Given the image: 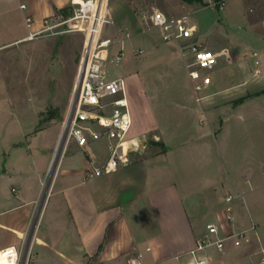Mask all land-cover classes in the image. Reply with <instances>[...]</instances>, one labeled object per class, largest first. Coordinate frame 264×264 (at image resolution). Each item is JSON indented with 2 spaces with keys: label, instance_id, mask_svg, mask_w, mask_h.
<instances>
[{
  "label": "crops",
  "instance_id": "1",
  "mask_svg": "<svg viewBox=\"0 0 264 264\" xmlns=\"http://www.w3.org/2000/svg\"><path fill=\"white\" fill-rule=\"evenodd\" d=\"M232 1L229 6L244 21L249 37L239 47L222 45L213 49L227 48L231 57L227 60L223 56L226 64L221 66L223 72L218 77L214 74L211 86L218 88L211 94L234 99L232 108L225 111L240 114L242 135L249 122H255L258 128L264 116V0ZM71 2L0 0V34L22 32L18 26H28L27 16L32 18L33 31L39 30L45 20L61 15ZM228 3L224 0L223 5ZM30 32L6 39L0 47L29 39ZM256 68L259 73H255ZM140 96L147 97L142 93ZM141 97L138 100L135 93L128 95L133 117L128 136L136 138L132 143L140 147L128 165L102 176L87 175L94 165L108 158L109 141L102 137L90 140L85 147L76 143L70 146L56 168L45 199L42 196L39 200V196L53 152L43 168L38 162L31 175L18 168L0 173L1 191L10 188L5 206L0 209V230L8 233L0 248L13 243L28 244V264H129L133 259L144 264H192L191 250L206 225L222 213L230 192L243 193L234 202L235 227L250 226L254 217L247 208L249 192L264 183V171L252 172V167H248L242 172L245 179L230 178L232 190L218 195L214 180L209 181L214 177L209 174L211 138L201 135L199 119L203 112L193 95L180 90L169 92V98L184 99L179 103L168 100L169 106L161 107L159 118L148 99ZM222 101L225 100L219 103ZM222 108L221 105L214 112ZM151 134L161 140L150 141ZM140 137L144 139L137 145ZM224 139L227 144L228 136ZM151 142L161 149L149 153ZM249 143L256 148L252 159L261 165L264 158L259 157L258 142L250 139ZM242 155L249 161V155ZM201 162L208 175L201 174ZM216 206V212L211 214ZM209 216L202 226L201 217ZM239 248L243 247L229 241L223 250L210 247V264H215L217 255ZM250 253L245 257L246 264Z\"/></svg>",
  "mask_w": 264,
  "mask_h": 264
},
{
  "label": "rangeland",
  "instance_id": "2",
  "mask_svg": "<svg viewBox=\"0 0 264 264\" xmlns=\"http://www.w3.org/2000/svg\"><path fill=\"white\" fill-rule=\"evenodd\" d=\"M228 2V5L221 6L220 2L210 5L208 0H109L111 22L102 32L103 38H112L109 46L110 60L104 62L108 77L124 76L128 95L135 93L139 100L141 93L145 94L147 97L141 98L144 101L148 99L147 102L153 106L158 118L161 107L169 106L168 100L179 103L184 99L169 98V92L180 90L193 95L203 112L199 119L201 135L205 133L211 138L212 160L209 162V174L214 177H210L209 181L211 183L214 180L218 195L232 190L230 178L237 181L245 179L242 172L248 167H252V172L264 171V116L259 120L258 128H255V122H249V127L244 129L241 135L240 114L225 111V108H232L234 99L212 95L211 92L216 90L218 85L204 90L201 93L203 98L200 99L192 87L186 59L179 44L162 38L160 29L150 21V14L157 8L172 16L189 13L191 22L198 27V42L211 49L222 45L232 49L247 43L249 34L244 21L235 14V8L229 6L233 1ZM76 8L78 6L71 2L65 12L49 19L48 22H61L73 15ZM90 14V11L81 12L85 18ZM19 17L21 19L22 15L19 14ZM18 28L22 29V32H1L0 43L34 29L27 25L22 28L20 24ZM65 28L66 25L63 24L34 38L0 47V173L5 169L13 171L18 168L31 175L38 167V162H41L39 164L43 168L53 152L58 127L69 103L86 40L82 31L63 32ZM60 30L62 32H58ZM118 36L124 37V41ZM121 47L124 52L122 60L119 63L112 62L111 59ZM223 64L226 63L222 56L220 65L213 72L216 77L223 72ZM223 99L225 101L219 103ZM221 105L223 108L218 113L214 112L215 108ZM161 124L165 125L164 127L170 126L168 123ZM225 136H228L227 144ZM250 139L259 144V157L263 159L261 165L252 159L251 154L256 148L249 143ZM152 140L161 139L152 135L150 141ZM160 149L161 146L151 142L148 151L153 153ZM244 153L251 157L248 156L249 161H245L246 156L242 155ZM248 163L250 164L247 166ZM203 164L204 162H201L199 165L200 172L208 175V171L203 170ZM48 176L49 171L44 176L45 185ZM45 185L41 189L39 200ZM6 195H10L9 186L5 191L0 188V209L5 206ZM247 208L251 211L254 222L256 221L264 244V183L249 192ZM20 210L23 211V208ZM216 210L217 206L211 214ZM210 217H201V225H205ZM7 236V232L0 230V242ZM241 247L243 248L236 252L228 249L226 255H217L215 264H246L245 257L257 244L253 238L251 245Z\"/></svg>",
  "mask_w": 264,
  "mask_h": 264
},
{
  "label": "built area",
  "instance_id": "3",
  "mask_svg": "<svg viewBox=\"0 0 264 264\" xmlns=\"http://www.w3.org/2000/svg\"><path fill=\"white\" fill-rule=\"evenodd\" d=\"M74 1L72 0V3L78 8L73 15L58 23H49L48 19L45 20L44 26L39 30L31 31L29 38H34L46 30L54 29L63 24L66 25L63 32L82 31L85 34L90 16H87L86 22H83V18L86 17L81 15L84 4ZM95 2L97 3L98 0ZM219 2L223 6L224 0H208L210 5H216ZM190 19L189 13L172 16L158 8L150 14V21L160 29L162 38L165 41H175L179 44L181 53L186 59L192 87L198 97L202 99L201 93L211 87L213 83V72L218 66L220 58L224 56L229 60L231 56L227 48L213 50L198 42V27ZM26 20L28 26L31 27L32 18L27 16ZM110 22L111 17L108 10V15L102 21L100 37L89 46L85 40L69 103L53 150L48 181L46 185L43 184L45 185L43 199L49 193L56 168L73 143L85 147L90 140L106 137L109 141L108 158L103 163L94 165L87 174L89 177L110 174L120 166L128 165L135 160V153L139 151L140 147H135L134 144L125 147L128 140L134 139L128 136L133 124V117L126 79L121 75L109 78L104 68V62L110 60L109 46L112 38H103L102 32ZM58 32H62V30ZM126 35L129 36V33ZM118 38L122 41L125 39L121 36ZM123 55L124 52L121 47L111 61L119 63ZM259 71V68L255 69V73H259ZM242 195L241 192H230L226 195V204L222 213L217 214L216 219L206 225V231L198 238L196 246L191 250L192 264H210L211 258L208 252L210 247L223 250L228 241H232L238 247L251 245L253 238L257 247L250 253L249 264H264V244L257 224L253 221L246 228L238 229L235 227L234 202ZM28 261V244L20 246L13 243L0 248V264H28ZM129 264L144 263L142 260L133 259Z\"/></svg>",
  "mask_w": 264,
  "mask_h": 264
},
{
  "label": "bare ground",
  "instance_id": "4",
  "mask_svg": "<svg viewBox=\"0 0 264 264\" xmlns=\"http://www.w3.org/2000/svg\"><path fill=\"white\" fill-rule=\"evenodd\" d=\"M74 2H82L84 4V12H88L91 10L90 19L87 23V28L85 32V39L89 46L91 43H93V41L97 40L100 37V29L102 27L103 18L108 15L109 0H98L97 3L95 2V0L89 2H87L86 0H75ZM83 22H86V18H83ZM142 138L144 139V137H140L137 145L141 144L143 140ZM135 140L137 139L134 138L132 140H128L125 143V147L132 146L131 144H134L132 142H135Z\"/></svg>",
  "mask_w": 264,
  "mask_h": 264
},
{
  "label": "trees",
  "instance_id": "5",
  "mask_svg": "<svg viewBox=\"0 0 264 264\" xmlns=\"http://www.w3.org/2000/svg\"><path fill=\"white\" fill-rule=\"evenodd\" d=\"M66 15L68 16V15H69V13H66Z\"/></svg>",
  "mask_w": 264,
  "mask_h": 264
}]
</instances>
